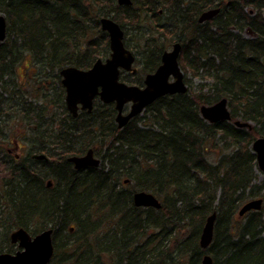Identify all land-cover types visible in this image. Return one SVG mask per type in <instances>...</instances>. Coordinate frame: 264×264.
<instances>
[{
	"label": "trees",
	"instance_id": "trees-1",
	"mask_svg": "<svg viewBox=\"0 0 264 264\" xmlns=\"http://www.w3.org/2000/svg\"><path fill=\"white\" fill-rule=\"evenodd\" d=\"M141 1L0 0L7 20L0 42V137L8 138V124H25V134L42 129L27 158L0 160L8 166L0 185V252L15 250L16 229L36 235L52 228L49 264H202L207 253L212 264H264L263 209L239 216L248 200H264L252 148L264 136V0H209L220 12L202 23L189 2L175 0V27L146 16L162 0ZM102 16L126 31L138 19L142 29L128 30L141 65L122 80L142 84L179 41L189 90L159 98L123 128L115 104L99 99L91 113L73 116L60 72L65 65L88 69L110 55ZM147 34L156 41L151 46ZM24 64L31 70L25 66L23 80L18 69ZM245 71H255L258 81L246 85ZM190 78L201 79L197 88ZM223 98L231 120L206 121L200 106ZM196 127L203 131L195 133ZM90 148L102 163L80 173L67 158ZM37 152L47 159L34 158ZM142 190L156 195L161 208L136 206L133 195ZM214 212V238L203 249L200 237Z\"/></svg>",
	"mask_w": 264,
	"mask_h": 264
},
{
	"label": "water",
	"instance_id": "water-1",
	"mask_svg": "<svg viewBox=\"0 0 264 264\" xmlns=\"http://www.w3.org/2000/svg\"><path fill=\"white\" fill-rule=\"evenodd\" d=\"M120 4H130L131 0H118ZM219 12V8L204 12L200 21L213 18ZM101 27L107 31L110 37L111 54L105 60L99 58L92 67L81 69L69 66L61 70L62 84L66 90V105L68 110L77 116L79 108L89 112L94 107L97 96L102 102H114L117 110L116 122L123 128L131 119L141 114L149 105L166 95L186 93L188 86L184 80V72L179 63L181 44L175 43L171 50L162 55V63L155 72L146 75L144 86L128 84L120 80L121 70L136 72L133 67L135 55L124 44V30L118 22L110 17H102ZM7 21L0 14V41L6 39ZM170 78H173L170 80ZM130 104L129 112H125L126 105ZM201 116L209 122L230 120L231 111L228 100L223 98L214 104H204L200 107ZM240 127L252 128L250 122L236 120ZM253 151L257 155L259 169L264 173V136L256 138L252 143ZM36 159H46L45 154H34ZM76 168L85 166H99L101 159L94 156V150L90 148L84 155H72L68 157ZM49 186L52 182L48 183ZM134 204L138 207L161 208L160 200L151 192L137 191L133 195ZM263 199L257 198L246 202L240 209L239 215L243 216L251 210H260ZM217 213H212L203 228L200 245L207 249L214 237L215 221ZM73 230V228H71ZM52 228L45 229L36 235H32L24 228L16 229L11 234V241L17 243L19 250L15 253L0 252V264H49L54 255ZM213 258L206 254L202 264H212Z\"/></svg>",
	"mask_w": 264,
	"mask_h": 264
},
{
	"label": "bare ground",
	"instance_id": "bare-ground-1",
	"mask_svg": "<svg viewBox=\"0 0 264 264\" xmlns=\"http://www.w3.org/2000/svg\"><path fill=\"white\" fill-rule=\"evenodd\" d=\"M182 1L184 2V0H182ZM185 1L189 2L192 9L197 10L196 14L198 15V17H200V15H202L204 12H206L210 9L219 8V7H214V6H217V4H213L211 7H209V0H185ZM141 2H144V0H142ZM106 5L107 6L105 7L106 8L105 11L110 8L109 1ZM178 11L179 10L177 7V1H175V0H162V1H159L158 4H154V5L152 4L151 7L148 8V10L146 12V16H147V18H150V21L153 24L158 22L161 27H175L178 25L177 20H176V13ZM219 12H220V8H219ZM102 17H106V16H102ZM127 25L129 27L128 30L131 31V33H138L137 32L138 30H142L140 28L138 19L129 20L127 22ZM150 35H152V34H150ZM159 35H161V34H159ZM131 36L133 39L137 40V38L134 37L133 34H131ZM145 38H146L145 42L149 46L153 45L156 42L153 39V36L149 37L148 34L145 35ZM145 48L147 50H150L147 47H145ZM169 49L170 48H167L165 51H168ZM146 56L148 57L147 53L144 55V57H146ZM69 66H71V65H65V66H63L62 69L69 67ZM198 66H200V65H198ZM254 73H255V71H245L243 73V81L246 83V85L251 84L252 82L255 83L256 81H258V79L256 80L257 75ZM202 131H203V129H201V128H197V127L195 128V133H199V132L201 133ZM43 154H45V153H43ZM67 160H68V158H67ZM101 163H102V160H101L99 166H85L82 168H76L75 166L74 167L78 172L81 173L82 171H79V170H86V168H88V167H100ZM54 249H55V245H54Z\"/></svg>",
	"mask_w": 264,
	"mask_h": 264
},
{
	"label": "rangeland",
	"instance_id": "rangeland-1",
	"mask_svg": "<svg viewBox=\"0 0 264 264\" xmlns=\"http://www.w3.org/2000/svg\"><path fill=\"white\" fill-rule=\"evenodd\" d=\"M132 43H133V40H132ZM18 72H19V75L22 79H23V77H24V79L29 78V77L26 78L27 75L25 76L26 73L24 71L23 66L19 67ZM190 81H191L190 83L193 85V87L197 88V86L201 82V79L200 78H190ZM28 83H29V81H28ZM193 90H195V89H193ZM129 110H130V106L127 107L126 112H128ZM140 116H146V112H142L140 114ZM8 126L10 128V129L6 130V132H8V138L0 137V160L2 162L6 161V163H8L7 159L11 160V158H16L18 162L22 161L29 156L28 153L30 152V150H32L34 141H38V139H35V137H37L36 135L38 133H40L38 131H41L42 129H36L35 132L33 130H27L26 134H25V132L23 133V131H22V128L24 129V127H25V124H19V125L8 124ZM18 126L21 128L20 129L17 128ZM15 141H16V143H18V145L15 143ZM38 144H39V142H38ZM9 150H11V152ZM35 154H38V152ZM31 155H33V153H31ZM16 156H18L19 158ZM7 167H8L7 164H4V166H0V185H1L2 177L5 174L4 168L7 169ZM257 173L259 175L257 182L259 183L262 180L264 175L259 170H257ZM263 207H264V203H263ZM263 207H262V209L264 212ZM53 234H54V232H53ZM53 240H54V238H53ZM16 250H18V245L15 247V250L13 251V253Z\"/></svg>",
	"mask_w": 264,
	"mask_h": 264
},
{
	"label": "flooded vegetation",
	"instance_id": "flooded-vegetation-1",
	"mask_svg": "<svg viewBox=\"0 0 264 264\" xmlns=\"http://www.w3.org/2000/svg\"><path fill=\"white\" fill-rule=\"evenodd\" d=\"M117 3L119 4V5H131L132 4V0H131V3L130 4H120L119 3V1L117 0ZM106 17H108V16H106ZM200 17H201V15H200ZM200 17H199V22L200 23H202V21H200ZM111 18V17H110ZM113 19V18H112ZM210 19H212V18H210ZM210 19H208V20H205V21H209ZM115 20V19H114ZM116 22H118L117 20H115ZM205 21H203V22H205ZM119 23V22H118ZM120 24V23H119ZM121 26V25H120ZM122 27V26H121ZM122 29L124 30V44H125V46H126V48H128L129 50H131L132 52H133V54L135 55V62H134V64H133V67L134 68H136L137 69V71L136 72H133V71H126V70H124V69H122L121 70V74L124 72V73H126V74H136L137 72H138V69H139V67H140V63H138V59H137V55L135 54V51L133 50V48H134V39L132 38V36H131V34H129V31L127 30H125L123 27H122ZM132 40H133V43H132ZM5 41V40H4ZM4 41H2V42H4ZM128 41V42H127ZM1 42V41H0ZM127 43H129V47L127 46L128 44ZM175 43H180L179 41H177V42H174L173 43V45L175 44ZM181 44V43H180ZM173 45H172V47H173ZM172 47H170V48H172ZM181 49H182V45H181ZM180 54H181V52H180ZM180 57V56H179ZM106 59V58H105ZM29 62V61H28ZM161 63H162V58H161ZM27 67V69H28V66H27V64H24L23 65V67H24V71H26V67ZM160 66V65H159ZM29 70H31V68H29L28 69V71ZM183 70V69H182ZM156 71V70H155ZM154 71V72H155ZM184 72V71H183ZM152 73V72H151ZM121 74H120V80H122L121 79ZM147 74H149V73H147ZM146 74V75H147ZM146 75L144 76V80H145V77H146ZM186 78H187V76H186V74H185V72H184V80H185V82H186ZM173 78H170V80H172ZM122 81H124V80H122ZM125 82H127L128 84H136V83H131V82H128V81H125ZM187 83V82H186ZM136 85H139V86H144V81H143V83L142 84H136ZM65 95H66V91H65ZM97 99H99L100 100V98L99 97H97V98H95V101L97 100ZM101 101V100H100ZM102 102V101H101ZM103 104H111V103H105V102H102ZM113 103V102H112ZM65 104H66V101H65ZM94 106H95V102H94ZM128 106H130V104L128 105ZM127 106V107H128ZM66 107H67V105H66ZM127 107L125 108V110L127 109ZM68 109V108H67ZM69 111V110H68ZM84 112V111H86L87 113H91V112H89L87 109H82L81 107H80V109H79V112H78V115L81 113V112ZM77 115V116H78ZM74 116V115H73ZM77 116H75V117H77ZM115 121H116V116H115ZM117 123V122H116ZM16 143V142H15ZM17 145H18V143H16ZM94 150V149H93ZM10 152H11V150H9ZM85 154V153H84ZM84 154H82V155H84ZM94 156L95 157H99V156H97L96 155V153H95V151H94ZM16 157H18V156H16ZM19 158V157H18ZM100 158V157H99ZM101 159V158H100Z\"/></svg>",
	"mask_w": 264,
	"mask_h": 264
}]
</instances>
